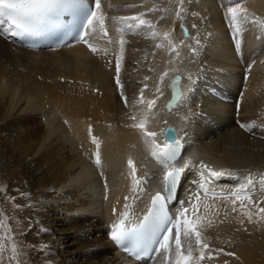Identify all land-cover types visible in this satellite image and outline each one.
Returning a JSON list of instances; mask_svg holds the SVG:
<instances>
[{"label":"bare ground","instance_id":"obj_1","mask_svg":"<svg viewBox=\"0 0 264 264\" xmlns=\"http://www.w3.org/2000/svg\"><path fill=\"white\" fill-rule=\"evenodd\" d=\"M206 1L211 8L204 10ZM100 3L107 36L97 26L87 37L91 47L32 52L10 39L7 22L0 25V186L10 194L24 193L16 202L33 208L30 222L40 231L37 249L45 247L38 264L144 263L117 254L105 231L125 211L126 223L134 224L146 198L159 190V173L167 168L152 156L153 138L146 133H156L160 145L164 125H173L186 143L181 161H190L195 180L201 165H207L236 178L214 181L215 190L243 186L253 201H264V0ZM184 4L190 23L182 20ZM233 7L246 10V16L238 11L233 22ZM141 12L140 18L155 22L152 29L112 23ZM194 49L203 53L205 79L200 66L194 69ZM169 50L174 51L170 59ZM118 58L122 87L116 83ZM174 74L180 82L168 84ZM149 101H154L151 108ZM194 191L200 190L185 194V207ZM258 208L264 202L233 204L201 194L196 227L209 249L200 264H264V213ZM199 255L193 242V259ZM165 257L174 264L176 257L162 252L151 264H164Z\"/></svg>","mask_w":264,"mask_h":264},{"label":"snow or ice","instance_id":"obj_2","mask_svg":"<svg viewBox=\"0 0 264 264\" xmlns=\"http://www.w3.org/2000/svg\"><path fill=\"white\" fill-rule=\"evenodd\" d=\"M181 3H183V0H181ZM229 11L233 22L238 18V11L246 16V10L243 9L238 10L233 7ZM144 15L145 13L141 12L139 16H122L119 17V21L126 24L128 29H139L145 26L152 29L153 25L151 22L140 18ZM66 17H70V19L66 20ZM104 19L100 0H94L91 5L85 3V0H0V25L7 22L4 31L10 32L15 37L39 36L48 33L53 28H64L78 42L89 44V47H91L87 37L90 32L96 31L97 26L103 35L107 36ZM130 21H135V23H130ZM193 27L195 28L196 26L193 25ZM120 31L122 32L123 30L121 29ZM152 34L155 36L154 31ZM237 34H240L239 29H237ZM119 44L122 53L125 44L122 36ZM193 51L195 53V49ZM120 68L121 58H118L116 61V83L122 87L119 81ZM142 95L143 91H141ZM125 103L127 104L126 98ZM153 104L154 101H149V108ZM239 126L241 128L248 127L244 123ZM146 135L153 138L152 156L168 169L163 178L164 190L167 195L165 196L158 192L152 198L151 207L139 224L128 226L126 222L129 213L125 211L117 222L112 225L110 238L116 245L124 248L125 251L130 250L128 245L131 244L132 248L135 249L134 254L139 257L149 256L154 251L158 255L161 250L165 253H170L174 233L176 247L174 264H200L205 259L204 250L209 249V245L202 240L201 232L196 227L201 220V216L198 214L201 204V193L205 198H208L211 193L213 200L220 198L231 201L233 204L239 200L241 205L247 202L256 204L258 207V204L264 201H253L252 195L243 186L227 193L221 192L217 194L214 181L226 176L228 178H236L232 173L213 171L207 165H201L199 170L200 179L193 181V184L197 185L200 191L192 193L191 198L187 200L188 206L185 207L183 201L174 198L178 185L183 179V173L190 170L189 165L177 167L175 164L182 152L181 141L177 138L175 130L171 128L164 132L165 143L162 147L155 143L156 133L149 132ZM96 162L97 164L100 162L98 153ZM129 165L131 167V161H129ZM132 174L135 179V168H132ZM139 183L141 182L137 180L136 184ZM247 183L251 185L252 181L248 180ZM262 194H264V190H262ZM21 195H24V193H21ZM169 201H172L178 210L175 217L169 214ZM127 207L125 205L126 209ZM205 208H207V205H205ZM189 209L192 210L194 219H189L186 215ZM235 210V207H233V211ZM258 211L259 213H264V208H258ZM246 215H248L249 222H251V215L247 213ZM181 236L187 241L188 246L186 249L182 248ZM193 242L195 247L200 250L198 259H193ZM12 251L13 253L16 252L15 246H13ZM227 255H231V253H227ZM209 258H211V251H209ZM165 261L167 262V257H165Z\"/></svg>","mask_w":264,"mask_h":264},{"label":"rangeland","instance_id":"obj_3","mask_svg":"<svg viewBox=\"0 0 264 264\" xmlns=\"http://www.w3.org/2000/svg\"><path fill=\"white\" fill-rule=\"evenodd\" d=\"M210 6L211 4L207 2L203 9L207 10L208 8H211ZM226 11L228 10L225 9V10H222L221 12L225 13ZM181 15H182V20L186 19L188 23L192 21V14L187 4H184L182 6ZM150 22L155 23L154 21H150ZM112 23L114 27L115 26L118 27V23L120 22L119 20L115 19V20H112ZM180 31L182 32V42H185L186 40L185 38L187 37L183 33L184 29L180 28L179 32ZM197 35L198 34H196L194 37L197 38ZM198 46L203 47L204 45H198ZM186 47L187 46L184 45L185 49ZM187 50H188V47H187ZM191 51L192 50H190V52ZM165 55L168 59H170L173 57L174 51L171 52L169 50ZM194 55H195V60H196L194 64L195 66L194 69L197 70V65L200 66L199 67L200 69L201 67H204V68L207 67L205 62H202V58L204 57L201 51L199 53L196 52V54L194 53ZM237 56H239V53L237 54ZM171 61L173 62L174 60L171 59ZM204 71L205 70L201 69L202 75H200V77L205 79V76L207 75ZM244 71L246 73V76H244L243 79H246L248 77V73L246 72V69L243 70V73ZM196 79H198V77H196ZM213 82L216 84L218 83L217 80L215 79L213 80ZM204 87L208 88L207 86H204ZM202 89L204 88L202 87ZM219 94H222L224 97L227 96L226 95L227 92L223 90H221ZM235 103H239V101L237 102V98H236ZM237 106L238 105L234 107L235 112L239 110V109H236ZM192 108H194V106ZM100 175L101 174H97L99 179H100ZM13 193L15 195H13ZM13 193L10 194L7 190H5L4 188H1L0 186V264H33V263L38 264L39 263L38 258L45 255V247L41 249H37V245H39V242L36 239V235H39L40 231L34 230V227H32L31 225L32 223L30 222V218L34 214L33 208L29 206L28 203H25L26 205L24 204L22 207L19 202H16L19 199L21 200L22 196L20 195V192L15 191ZM21 207L24 208L25 210H22ZM189 211H190V214L193 215L192 210L189 209ZM13 246H15L16 248L15 253H13L12 251Z\"/></svg>","mask_w":264,"mask_h":264},{"label":"water","instance_id":"obj_4","mask_svg":"<svg viewBox=\"0 0 264 264\" xmlns=\"http://www.w3.org/2000/svg\"><path fill=\"white\" fill-rule=\"evenodd\" d=\"M179 80V78L178 77H175V79H174V81H178ZM172 129V128H171ZM164 132L165 131H163V133H162V135H163V137H164ZM165 139V138H164Z\"/></svg>","mask_w":264,"mask_h":264}]
</instances>
